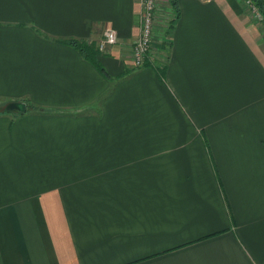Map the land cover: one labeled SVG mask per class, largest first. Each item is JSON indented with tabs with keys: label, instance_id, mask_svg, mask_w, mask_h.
Listing matches in <instances>:
<instances>
[{
	"label": "crops",
	"instance_id": "1",
	"mask_svg": "<svg viewBox=\"0 0 264 264\" xmlns=\"http://www.w3.org/2000/svg\"><path fill=\"white\" fill-rule=\"evenodd\" d=\"M177 9L0 0V264H264V24Z\"/></svg>",
	"mask_w": 264,
	"mask_h": 264
},
{
	"label": "built area",
	"instance_id": "2",
	"mask_svg": "<svg viewBox=\"0 0 264 264\" xmlns=\"http://www.w3.org/2000/svg\"><path fill=\"white\" fill-rule=\"evenodd\" d=\"M244 2L253 6L251 0H244ZM155 10L156 0H140L139 31L132 47L133 63L136 66H141L146 58L153 54L152 35ZM256 17L262 24H264L263 17L258 10H256ZM116 41L117 38L114 30L112 28H104L101 38L96 43V49L99 51H105L107 48L113 46ZM85 42L92 45V40L88 39L85 40Z\"/></svg>",
	"mask_w": 264,
	"mask_h": 264
},
{
	"label": "trees",
	"instance_id": "3",
	"mask_svg": "<svg viewBox=\"0 0 264 264\" xmlns=\"http://www.w3.org/2000/svg\"><path fill=\"white\" fill-rule=\"evenodd\" d=\"M251 1L253 5L256 7V9L258 10V12L262 15L263 22H264V0H251ZM169 4H170V7L173 9V12L175 13V17H176L178 15L177 0H169ZM68 42L74 45L75 47H77L79 51L86 54L87 56L89 53L95 52L94 47H92L91 44H88L84 41L68 40ZM95 64L97 65L96 62ZM99 69L103 71L101 67Z\"/></svg>",
	"mask_w": 264,
	"mask_h": 264
},
{
	"label": "rangeland",
	"instance_id": "4",
	"mask_svg": "<svg viewBox=\"0 0 264 264\" xmlns=\"http://www.w3.org/2000/svg\"><path fill=\"white\" fill-rule=\"evenodd\" d=\"M168 3H169V0H168ZM170 5V4H169ZM247 6L249 7V10L251 11V14H252V17H253V19L254 20H256V21H259L258 19H257V17H256V8H255V6L253 5H249V4H247ZM255 8V9H254ZM260 22V21H259Z\"/></svg>",
	"mask_w": 264,
	"mask_h": 264
}]
</instances>
